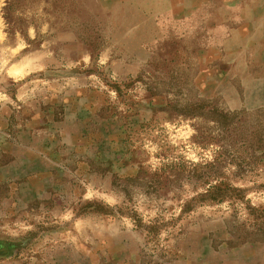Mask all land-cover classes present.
<instances>
[{
  "label": "rangeland",
  "instance_id": "obj_1",
  "mask_svg": "<svg viewBox=\"0 0 264 264\" xmlns=\"http://www.w3.org/2000/svg\"><path fill=\"white\" fill-rule=\"evenodd\" d=\"M0 264H264V0H0Z\"/></svg>",
  "mask_w": 264,
  "mask_h": 264
}]
</instances>
